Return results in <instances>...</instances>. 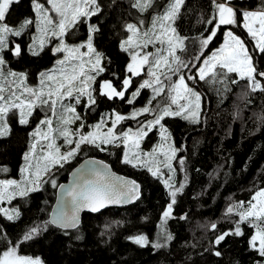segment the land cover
<instances>
[{"label": "trees", "instance_id": "obj_1", "mask_svg": "<svg viewBox=\"0 0 264 264\" xmlns=\"http://www.w3.org/2000/svg\"><path fill=\"white\" fill-rule=\"evenodd\" d=\"M159 1L156 0V3ZM40 2L47 4L46 0ZM131 2L123 0L131 22L138 23L142 17L147 26L155 13L150 9L148 13L141 14L131 8ZM167 2L164 0L163 3ZM262 3L264 0H249L232 6L238 11L260 10ZM161 10L157 4L156 11ZM213 12L212 0H185L174 23L177 32L188 38L185 50L179 51L181 59L188 64V67L181 69V73L185 75L189 86L201 94V111L198 123L181 117H167L163 121L178 152L174 190L183 185L175 197L171 216L163 218V212L172 201L170 189L147 169L122 163L123 146H108L105 151H100L91 145H83L72 161L62 168L57 167L45 178L55 179L56 187L45 183L40 191L13 201V205L19 209V219L9 221L0 214L2 234L13 243L21 240L33 227L46 229L20 245L21 255L38 257L42 264L264 263V258L248 244L254 229L247 224L241 225L243 236H229L219 245L214 244L216 237L231 230L233 222L238 219L235 215L226 217L229 205L247 202L255 191L264 188V92L252 93L247 87L248 81L240 79L235 73L228 74L224 83L199 81L194 84L187 80V76L196 73L202 61L223 44L227 30L244 39L249 49L255 43L243 29L242 18H239L240 27L220 26L208 46L201 48L198 40L209 35L214 27L215 22L213 25L206 23ZM26 18L35 20L32 0H20L10 7L7 16L10 26L18 28ZM108 20V13L97 18L101 24ZM35 30L34 25L29 26L21 36L12 38L11 47L21 45L20 57L5 53L8 68L26 73L30 86H37L39 73L52 71L56 60L60 58V54H53V45H46L39 56H32L28 52ZM87 36L88 22H81L65 40L76 45L85 42ZM254 58L258 69L264 70V59L260 55ZM104 66L105 71L97 77V86L102 80H111L119 90L122 79L127 75L126 69L121 67L117 59L108 55H104ZM144 78L145 75L133 77V86L126 93V98H131V93ZM232 80L237 83L233 84ZM151 96L150 90L143 89L131 105L119 98L108 100L98 97L93 111L87 112L83 106L80 111L86 124L91 126L113 110L129 115L133 110L145 106ZM162 100L157 98V101H153V107ZM42 117L43 112L37 109L27 126L19 125L15 118L10 119L11 134L0 138V166L7 167L9 171L0 173V179L20 178L23 156L32 142L29 133ZM148 118H153V115L145 114L137 120H126L119 125L118 131L137 128L140 122ZM158 139V129H154L144 141V147L151 149ZM87 157L99 158L116 172L139 182L142 185V197L127 208H112L96 215L85 214L81 226L75 230L56 228L48 222L57 188L67 180L70 171ZM181 160L184 161L183 165ZM212 224H216V229L211 228ZM138 235L146 236L149 243L145 246L135 244L130 237ZM166 235H171L172 239L166 240ZM157 243L164 246L154 247ZM5 244L0 241V251ZM216 251L221 255L216 256Z\"/></svg>", "mask_w": 264, "mask_h": 264}, {"label": "snow or ice", "instance_id": "obj_2", "mask_svg": "<svg viewBox=\"0 0 264 264\" xmlns=\"http://www.w3.org/2000/svg\"><path fill=\"white\" fill-rule=\"evenodd\" d=\"M19 2L20 0H0V138L11 134L12 118L19 125L27 126L37 109L43 112V117L29 133L32 142L23 156L21 179H0V204H11L17 197L23 198L38 192L45 183L56 187L55 179L45 177L53 168H62L75 158L83 145H91L100 151H105L108 145L123 146L122 163L134 168H147L154 177L163 175L161 164L174 172L171 160L175 158L177 150L168 143L170 133L163 121L167 117H181L198 123L201 111V94L194 87H190L185 75L181 74V69L188 67V64L177 55L178 51L185 50V41L188 39L182 37L173 26L185 0H168L166 4L159 5L161 11H156V0H132L131 8L139 13H148L152 9L155 14L151 16L147 26L142 17L138 19V23H127L124 26L128 35L120 42L119 48L128 54L130 61L126 65L127 75L122 79L119 90L111 80H102L97 86V77L105 71V66L104 54L97 51L93 43L94 35L99 31L96 25H88L85 42L71 45L65 40L79 23L87 22L101 11L98 0H46L48 7L40 0H32L35 20L26 18L18 28H14L7 22V16L10 7ZM212 5L214 12L206 23L213 25L215 22L214 27L209 35L198 40L201 48L208 46L220 26L240 27L239 18H242L243 29L255 43L249 49L244 39L231 30L227 31L221 47L204 59L202 66L197 68L196 73L187 76V80L194 84L199 81L224 83L228 74L235 73L240 79L248 81L247 87L252 93L264 92V70L258 69L254 58L260 55L264 59V3L260 10L244 11L234 9L231 0H212ZM32 25L35 26L37 35L28 46V52L32 56H39L51 40H56L58 43L52 52L54 55L61 54V58L56 60L54 70L39 73L37 86L27 83L26 73H18L8 68L5 56L6 52L14 57L21 56V45L15 44L10 48L8 38L10 35L21 36ZM149 48L154 51H149ZM196 59L199 60L200 57ZM142 73L149 78L139 84L131 93V98H126V93L133 86V77H139ZM173 76L178 78L173 80ZM231 82L237 83L236 80ZM146 88L152 90L151 99L145 106L133 110L129 115L113 110L102 116L96 124L89 126L77 111V106L81 105L85 111H93L98 97L108 100L119 98L131 105L141 90ZM157 98L163 100L153 107V101H157ZM145 114L153 115V119L140 122L135 130L129 127L122 132L118 131V125L122 122L137 120ZM86 127L91 130L85 132ZM156 128L159 130L160 143L151 152H142V141ZM58 139L63 143L58 144ZM65 146L67 150L62 151ZM160 156H163V160L159 159ZM180 163L183 165L184 161L181 160ZM104 167L107 168L106 165ZM8 171L7 167L0 166V173ZM89 174L91 178L81 173L72 186L64 189L62 198L67 210L51 219L49 224L64 229L76 228L79 224V213L83 209L98 212L108 204L131 202L139 198V185L135 181H126L101 169H90ZM170 180L171 177L163 180L172 197L171 203L163 212L165 219L171 216L177 192L183 188L181 185L180 188L171 190L173 185ZM0 214L9 221L19 219L20 216L15 208L0 207ZM225 215H235L238 219L233 222L234 227L231 230L216 237L214 244L219 245L229 236H243L241 225L247 224L254 229L248 244L264 258V188L255 191L247 202L239 201L229 205ZM216 227V224L211 225L212 229ZM44 230L46 229L33 227L21 240L13 243L2 234L0 228V241L6 242L4 249L0 251V264H42L38 257L21 255L19 248L22 243L32 240ZM130 239L140 246L149 243L144 235ZM165 239L171 240L172 237L166 235ZM153 246L159 248L164 245L157 243ZM215 255L220 256L221 253L216 251ZM257 264H261V261H257Z\"/></svg>", "mask_w": 264, "mask_h": 264}, {"label": "rangeland", "instance_id": "obj_3", "mask_svg": "<svg viewBox=\"0 0 264 264\" xmlns=\"http://www.w3.org/2000/svg\"><path fill=\"white\" fill-rule=\"evenodd\" d=\"M99 4H100V7H101V11L96 15V16H93L90 18V20H88V25L89 24H93V25H96L98 28H99V31L97 33H95L94 35V40H93V43H94V46L96 47L97 51L103 53L104 55H108L112 58H115L119 61L120 65L122 68H125L126 69V65L127 63L130 61V57L128 56L127 53H124L120 50L119 48V44L120 42L126 38V36L128 35L125 31V24L127 23H132L129 16H128V13L126 11V8H125V5L123 3V0H98ZM164 0H160L157 4L159 5H162L164 4L163 3ZM46 7H48V5L46 4L45 5ZM232 6V5H231ZM234 9H236L234 6H232ZM237 10V9H236ZM241 11H244L243 9H241ZM108 13L109 14V20L106 21L105 23L101 24V23H98L97 22V18L102 15V14H106ZM136 16V15H135ZM174 26V25H173ZM229 31V30H227ZM226 31V32H227ZM246 31V30H245ZM225 32V34H226ZM37 35V32L35 30V33L33 35V37ZM100 36V37H98ZM13 37H17V36H9V47H11V40H13L12 38ZM19 37V36H18ZM33 39V38H32ZM224 40H225V37H224ZM58 41L56 40H51L50 43H48L47 45H53V47H55L57 44ZM224 43V42H223ZM221 47V46H220ZM219 47V48H220ZM218 48V49H219ZM217 50V49H216ZM215 50V51H216ZM82 51H86V49H82ZM149 51H154L153 48H149ZM213 51V52H215ZM212 52V53H213ZM211 53V54H212ZM211 54L209 56H211ZM177 55H179V51L177 52ZM208 56V57H209ZM206 57V58H208ZM60 58H61V54H60ZM205 58V59H206ZM203 64V61L201 63V66ZM56 67V65H55ZM54 67V69H55ZM53 69V70H54ZM182 74V73H181ZM141 75H145V74H141ZM149 77H147L145 75V78L144 79H148ZM178 78V76H173V80H176ZM143 79V80H144ZM142 80V81H143ZM243 80H246V79H243ZM263 82V81H262ZM39 84V83H38ZM143 90V89H142ZM141 90V92H142ZM150 90L151 94H152V90L151 89H148ZM141 94V93H140ZM140 96V95H139ZM138 96V97H139ZM137 97V98H138ZM136 98V99H137ZM82 106V105H81ZM81 106H77V111L81 113L82 115V112L80 111V107ZM139 109V108H138ZM85 112V111H84ZM85 114V113H84ZM105 115V114H104ZM103 115V116H104ZM144 116V115H143ZM153 118H148L147 120H151ZM97 123V122H96ZM95 123V124H96ZM110 126V125H109ZM75 127V126H73ZM119 127V125H118ZM133 130H135L136 128H132ZM158 129V128H156ZM91 128L88 127L86 129H84L85 132L87 131H90ZM127 130V129H126ZM154 130V129H153ZM159 132V130H158ZM169 132V131H168ZM151 133V132H150ZM149 133V134H150ZM170 133V132H169ZM147 137H145V139L142 141L141 143V151L142 152H151L152 149L158 145L160 143V137L159 139L157 140V142L151 147V149H146L144 147V141L146 140ZM57 143L58 144H62V140L58 139L57 140ZM169 144L172 145V147H174V143H173V139L171 137V134H170V139L168 141ZM108 146H112V145H108ZM106 146V147H108ZM62 151H66L67 150V147H62L61 149ZM124 150V148H123ZM38 154H39V148H38ZM177 154L178 152L176 151V156L174 159L171 160V164H172V168L175 169V160L177 159ZM160 160H163V156H160L159 157ZM73 159H71L72 161ZM65 165V164H64ZM129 165V164H128ZM131 166V165H130ZM59 167V166H57ZM56 167V168H57ZM56 168H53V170H55ZM138 168H143V167H138ZM160 168H161V172L163 173L162 176H157V178L161 179L162 181L164 179H168L169 177H171V180H170V183L173 185V189L171 190H174L175 186H176V177H175V174L176 172H170L167 168H164L163 165L161 164L160 165ZM144 169H147V168H144ZM47 177V176H46ZM45 177V178H46ZM21 179V175H20V178L17 179V180H20ZM168 189V188H167ZM17 198H21V197H17ZM15 200V199H14ZM13 200V201H14ZM13 201L11 202V204H8L7 202L3 203V204H0V207H5V208H8V209H12V208H15L19 211V209L13 205ZM17 220V219H16ZM264 264V263H263Z\"/></svg>", "mask_w": 264, "mask_h": 264}, {"label": "water", "instance_id": "obj_4", "mask_svg": "<svg viewBox=\"0 0 264 264\" xmlns=\"http://www.w3.org/2000/svg\"><path fill=\"white\" fill-rule=\"evenodd\" d=\"M249 0H231V5L234 4V3H242V2H247ZM107 166V168H105L104 166ZM90 169H101L103 171H106L108 172L109 174L111 175H114L115 177H121L123 178L124 180L126 181H135L136 184L139 185V198L138 199H135V200H132L131 202H122V203H118V204H108L106 207L104 208H101L98 212H92L88 209H83L80 211L79 213V224L76 228H68V229H64V228H61V227H58L56 225H52L56 228H59V229H62V230H66V231H72V230H75L77 228H79L83 222V216L85 214H99V213H102V212H105L106 210L108 209H112V208H127L129 206H132L134 204H136V202H138L141 197H142V185L137 182L136 180H134L133 178L131 177H128V176H124L118 172H116L108 163H106L105 161L99 159V158H95V157H87L85 159H83L76 167H74L68 177H67V180L60 184L57 188V191H56V198H55V203L52 207V210H51V213H50V217H49V221L51 219H53L54 217H58L60 216V214L63 212V211H66L67 209L65 208V204H64V201H63V192H64V189L70 187L73 185V183L77 180V178L81 175V173H84L85 175H88L89 178L90 177V174H89V170ZM63 186V188L61 187Z\"/></svg>", "mask_w": 264, "mask_h": 264}]
</instances>
